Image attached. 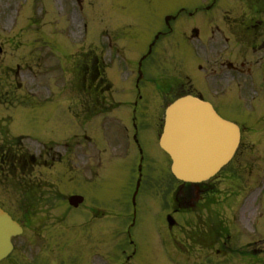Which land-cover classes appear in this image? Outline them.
<instances>
[{"label":"rangeland","instance_id":"obj_1","mask_svg":"<svg viewBox=\"0 0 264 264\" xmlns=\"http://www.w3.org/2000/svg\"><path fill=\"white\" fill-rule=\"evenodd\" d=\"M14 2L25 4L21 17H11L13 14L12 3ZM41 2V0L38 1V3ZM94 4V6L92 5L94 9L89 10L90 13L88 12L90 16L85 17L87 35L83 39L76 36L74 43L76 48L86 52L91 44L100 45V41H105V39H100L99 33L104 30L105 26H107L110 36L116 35L119 45L122 44V38L128 39L127 41H135L133 46L132 44H130L131 46L128 45L130 47L120 53V57L115 55L114 66L108 73V78L113 85L110 95L118 107L106 116L95 117L86 121L84 116L82 117L84 114H80L83 111L80 110L82 107H79L80 97L78 94L82 93V89L72 87L68 82V80L71 81L73 79V76L71 74L67 75V80L66 73L56 68L37 67L26 68L32 74V81L29 76L28 78L19 79L24 86L19 93H32L29 97L25 96L23 98L24 104L10 110L0 107V120H7V117L10 116V134L14 137L24 136L19 142L26 149L38 154L41 149L38 145L50 143L49 146L59 152L63 159L60 164L52 166L47 171V179L52 185L49 193V212L45 214L38 212L35 218H29V222L27 221L25 224L24 235L17 239V245L20 246L18 250L27 256L26 242L29 241L32 244H36L34 250L39 256L38 258L41 259L42 256V259L47 258L48 261H50L48 251L53 252V255L59 258L60 253L64 250V257H68L67 262H78L77 264H202L200 247L188 243L191 238L201 241L199 231L196 230V236L188 226V224L194 223L193 215H175L178 226L170 233L165 227L164 215L155 211L161 210L164 206L167 207L164 197L161 200L158 198L153 204L147 205V208L144 205L142 210L136 215V225L132 228L127 226L116 227L123 222L120 214L124 212V209H122V202H120L119 209L121 213L119 216H112L113 214H111L103 221L108 224V227H111L107 232L108 237L106 240L101 239L104 232L100 234L101 226L99 225L92 230H88V228L78 229L76 227L78 214L67 205L66 195L74 190L78 191L81 189L75 187L73 181L68 179H80L75 172H81L82 165L85 164V159L88 158L91 159L95 167L98 166L96 163L101 164L100 168L97 167L99 171L95 179H114V181L123 179L120 173L124 163L118 162L117 154L120 149L127 154L128 158L136 154V148L131 141L132 125L130 114L133 110L137 112L140 104V101L134 98L135 87L132 81L134 76L131 71L135 70L136 64L140 62L145 50V47L142 46V50L140 45L143 44V41L153 36L159 15L161 17L167 14L164 12L171 14L178 8L180 2L154 0L153 3H147L143 0H96ZM185 7L191 8V6ZM30 13V1H0V41L6 43V39L10 38V36L14 37L16 34H20L22 43L26 40V42L28 41L31 44L33 61L40 54L46 52L41 53L40 48L44 46V42L48 43L52 46V54L48 61L58 62L64 52V42L60 44V37L55 34L57 27L48 28L43 26V23H47V20L58 19V17H47L46 20L45 17H29ZM12 22H16L15 29ZM47 31L48 34L45 35ZM42 37L44 39H41ZM169 46L166 47L169 48ZM25 47V49L22 48L24 53L29 50L28 44ZM11 52L12 54H17L15 49ZM5 58H8V56ZM9 58L11 59L10 56ZM161 58L164 60L160 62L159 67L168 66L170 63L169 57L161 56ZM25 59L30 60L31 56H25ZM145 90L150 91L152 88L146 87ZM232 94H235V91ZM147 101L150 103L141 104L137 114V121L141 126L142 146H145L150 151L153 145H156L155 149L157 147L156 134L160 132L165 105H162L160 101L154 98H148ZM151 102H154L153 105ZM146 107L148 108L147 112H145L147 118H144L141 115ZM251 107H254L256 111H264V97L260 98L259 102L253 101ZM256 126V134L251 133V128L247 131L248 133L246 132L247 135L244 136L243 140L245 145L242 144L243 146L240 147L234 162L213 179H251V173H248V170L249 167L252 170L255 167L252 157L256 156L260 151L264 152V148L263 150L261 149V147H264V119L260 120ZM150 134L153 135V140L150 139L148 142L146 138L147 136L151 138L152 135ZM84 135L90 138L91 143H89L90 140L89 142L88 140H82ZM256 140L260 142V145L254 147L256 146ZM64 144L67 145H65L66 148L63 146ZM88 145L93 158L89 154ZM78 147L81 149V154L85 156L80 164L75 159ZM253 148L256 151L253 155H250ZM153 156L160 163H156V161L151 159L152 164L149 161L145 162V169L148 165L146 173L148 172V176L154 174L159 176L160 179H165L167 173L165 170L166 166L164 167L162 160L163 157L160 156L158 151H154ZM257 162L261 164V160H257ZM258 163L257 166L259 165ZM79 165L81 167L78 168V171L75 170ZM115 166H117L116 169ZM262 171L264 174V166ZM85 172L88 173L87 171ZM147 179L154 178L147 177ZM252 179L264 178L253 174ZM227 185L229 184L227 183ZM226 190L227 192L230 191L229 189H224V191ZM120 197L122 198L120 193L115 195V198L119 199ZM146 197L148 198V196ZM253 199L254 197L248 201L249 205L245 210V214L248 213L246 218H252L249 209L258 203L256 201L257 203L255 204ZM93 201L99 205L108 203L103 197L98 196H95ZM0 203L10 212L16 211L20 205L19 203H21L19 198L12 194V190L3 184L1 178ZM229 203L230 198H226L224 204H221L215 213L221 214L223 207L228 206ZM113 207H116L115 202ZM129 211L131 212V209ZM225 211L227 212V210ZM262 213V211H257L256 213L258 223L264 220ZM127 221L131 222L132 220L128 217ZM172 235L177 242L173 243ZM42 237L46 239V243ZM94 238H96L97 242L94 250H92L89 247V243ZM40 241L43 242L41 243ZM129 241H132L133 248L129 245ZM52 245L56 246L53 247ZM124 245L128 247H124ZM93 251L97 255L91 258ZM16 256H20V254L17 253ZM0 264H10V259L2 261Z\"/></svg>","mask_w":264,"mask_h":264},{"label":"flooded vegetation","instance_id":"obj_2","mask_svg":"<svg viewBox=\"0 0 264 264\" xmlns=\"http://www.w3.org/2000/svg\"><path fill=\"white\" fill-rule=\"evenodd\" d=\"M29 1L31 2L29 17H63V34L69 37L77 31L79 17H82L81 12L84 7L91 6L94 0H48L43 4L38 3V0ZM143 1L154 2V0ZM169 1L180 2L178 8L171 14L178 10L181 12L171 17L167 23L164 21L166 16L164 15L163 22L156 26V39L168 35L171 45L169 53L174 64L171 65L168 74L169 85H166L167 89L159 96L146 95L138 98L159 97L163 102H167L182 94H193L218 105L223 110L220 112L221 116L235 121L243 130L246 124L256 119V115L263 114L262 111L245 113L241 104L251 98L253 93L263 95L258 97L259 100L264 97V0ZM185 6H193V9L183 11ZM112 45V41L109 40L108 47L111 48ZM148 49L151 50L150 45ZM82 63L87 64L90 76L93 78L89 83L85 80V85L100 87L107 71V63L103 55L91 54L82 62L80 53L74 51L71 57H68V63L62 64L60 69L75 71L81 68ZM6 68L5 75L9 80L5 83L11 86L15 82L16 74L14 75L10 63ZM150 83L148 80L147 84ZM234 91L235 94H232ZM103 98L102 95L99 96V99ZM25 159L24 156H18L10 147L0 150V169L2 164H6L11 175L15 177L16 171L11 169H15L17 165L21 169L26 167L22 164ZM142 171V167L137 166L138 179H124L121 184L118 181L114 182V179H107V182L109 181L111 187L116 186V189L128 191L130 188L132 204L140 209L148 200L153 202L154 198L162 199L170 191L176 190L170 179L154 177H150L154 179H144ZM9 172L7 177H10ZM2 173L5 177L6 172ZM11 182L29 201L30 211L25 210L21 217L36 215V210L45 205L43 199L46 194L47 179L14 178ZM222 182L219 180V185ZM249 183V188L256 189L257 179H250ZM81 190L85 194L95 193L91 185L88 188L82 187ZM191 190L192 186L179 187L178 193H174L173 211H178L179 206L192 203ZM201 192L206 194L203 199L207 200L210 193L205 188H202ZM111 195V190L105 191L104 199L108 201L105 203L107 206H111V197H109ZM203 211L206 213L202 224V247L206 257L215 256L220 264H264V223L253 224L254 229L257 227L260 232L259 237L256 234L246 237L242 236L239 230L235 231V234L236 227L230 228V224H226L227 232L222 221L217 225L212 224L207 212L208 208H204ZM27 243L30 253L27 264H53V261L51 259L48 261L47 258L36 261L34 246L32 242Z\"/></svg>","mask_w":264,"mask_h":264},{"label":"water","instance_id":"obj_3","mask_svg":"<svg viewBox=\"0 0 264 264\" xmlns=\"http://www.w3.org/2000/svg\"><path fill=\"white\" fill-rule=\"evenodd\" d=\"M237 143V129L196 99L182 98L165 111L160 146L171 157L172 173L177 179H207L230 159ZM77 201L72 197L70 204ZM18 233L17 225L0 210V259L10 248V237Z\"/></svg>","mask_w":264,"mask_h":264}]
</instances>
